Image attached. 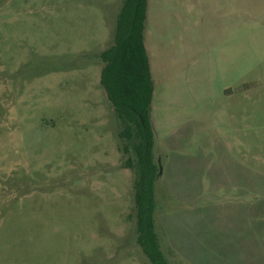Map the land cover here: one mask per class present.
I'll use <instances>...</instances> for the list:
<instances>
[{
	"label": "rangeland",
	"instance_id": "rangeland-1",
	"mask_svg": "<svg viewBox=\"0 0 264 264\" xmlns=\"http://www.w3.org/2000/svg\"><path fill=\"white\" fill-rule=\"evenodd\" d=\"M122 3L0 0V264H152L100 82ZM155 3L171 10L146 24L161 249L264 264V0Z\"/></svg>",
	"mask_w": 264,
	"mask_h": 264
},
{
	"label": "trees",
	"instance_id": "trees-1",
	"mask_svg": "<svg viewBox=\"0 0 264 264\" xmlns=\"http://www.w3.org/2000/svg\"><path fill=\"white\" fill-rule=\"evenodd\" d=\"M147 0H123L114 42L100 53L101 85L128 139L126 166L135 172L137 242L152 264H173L165 256L156 232V180L160 171L154 153L151 108L155 84L145 45Z\"/></svg>",
	"mask_w": 264,
	"mask_h": 264
},
{
	"label": "crops",
	"instance_id": "crops-1",
	"mask_svg": "<svg viewBox=\"0 0 264 264\" xmlns=\"http://www.w3.org/2000/svg\"><path fill=\"white\" fill-rule=\"evenodd\" d=\"M159 3H155V0H147V14H146V24H148L150 21L157 22L159 24V19L162 17L167 18V14L169 15V18L171 17L170 11L166 9V7L158 6ZM145 45L148 52L149 60H150V68L152 73V65H151V55H150V49L148 45V41L146 38L147 34V27L145 28ZM148 37V36H147ZM153 76V73H152ZM154 79V77H153ZM155 91V90H154ZM177 244V243H176ZM177 246H179L177 244ZM180 248V247H179Z\"/></svg>",
	"mask_w": 264,
	"mask_h": 264
},
{
	"label": "water",
	"instance_id": "water-1",
	"mask_svg": "<svg viewBox=\"0 0 264 264\" xmlns=\"http://www.w3.org/2000/svg\"><path fill=\"white\" fill-rule=\"evenodd\" d=\"M161 173H162V169L160 168V171H159V174H158V176H159Z\"/></svg>",
	"mask_w": 264,
	"mask_h": 264
}]
</instances>
